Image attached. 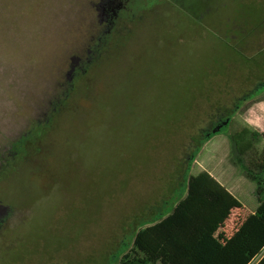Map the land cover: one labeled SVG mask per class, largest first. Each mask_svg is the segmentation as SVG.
Here are the masks:
<instances>
[{"label": "rangeland", "instance_id": "obj_1", "mask_svg": "<svg viewBox=\"0 0 264 264\" xmlns=\"http://www.w3.org/2000/svg\"><path fill=\"white\" fill-rule=\"evenodd\" d=\"M249 60L264 0H0V264H118L135 207L247 124Z\"/></svg>", "mask_w": 264, "mask_h": 264}, {"label": "trees", "instance_id": "obj_2", "mask_svg": "<svg viewBox=\"0 0 264 264\" xmlns=\"http://www.w3.org/2000/svg\"><path fill=\"white\" fill-rule=\"evenodd\" d=\"M240 167L256 184V212L247 210L209 173L191 176L186 198L167 218L140 229L133 249L119 264H251L263 255L264 149L249 168ZM179 173L185 170L179 167L176 176ZM258 264H264V257Z\"/></svg>", "mask_w": 264, "mask_h": 264}, {"label": "crops", "instance_id": "obj_3", "mask_svg": "<svg viewBox=\"0 0 264 264\" xmlns=\"http://www.w3.org/2000/svg\"><path fill=\"white\" fill-rule=\"evenodd\" d=\"M249 61L251 62L249 64V79L247 77L245 79L249 81V109L245 113L247 116V124L244 123L241 129L238 130L235 135L236 137L233 132H228L227 134L217 135L207 141L199 151L197 165H199L198 174L202 172L209 173L230 194L238 199L247 210L254 213L259 206L258 197L255 193L256 184L249 179V192L243 191L238 188V179L232 177L230 174L233 169L231 165H238L237 167L250 166L254 163L255 157L264 149V138L262 136L264 133V63H262L260 72V67L256 64L257 62H252L255 60ZM243 109V107H239L234 117L239 116ZM233 136L235 138H233ZM232 139H235V141H233L234 147L236 151L238 150L239 152H237L238 155L235 156L236 158L233 157V153L235 152H231ZM209 145H211V149L208 148ZM227 170H230L228 174H226ZM190 177L191 175L189 172L185 180H181L180 177L179 180L176 179L175 185L164 190L161 194L162 197L159 201L154 202V205L149 207L143 204L142 207H135L137 210L139 209L142 211L146 206L142 211L145 216L141 217L137 214L136 216L140 218L134 217L133 237L131 242L128 243V245H131V248L129 249L127 243L124 242L123 246L121 243L118 244V264L121 259L133 249L134 239L140 229L157 224L167 218L173 213L176 206L186 198L188 194V180ZM180 183H182V187H180ZM263 257L264 254L259 256L251 264H258Z\"/></svg>", "mask_w": 264, "mask_h": 264}]
</instances>
